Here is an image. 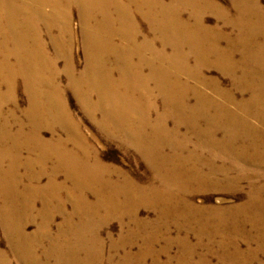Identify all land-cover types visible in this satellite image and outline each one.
<instances>
[{"label":"bare ground","instance_id":"obj_1","mask_svg":"<svg viewBox=\"0 0 264 264\" xmlns=\"http://www.w3.org/2000/svg\"><path fill=\"white\" fill-rule=\"evenodd\" d=\"M228 5L0 0V228L20 264H212L213 256L217 264H238L247 258L235 240L243 233L238 225L264 233V174L250 170L264 166V6L261 0ZM73 10L82 70L73 57ZM211 68L230 78V88L207 78ZM68 90L107 141L120 139L147 163L150 183L101 163L68 109ZM232 171L238 175L223 183L219 176ZM243 180L252 196L232 213L193 201L201 192H235ZM140 209L153 216L140 218ZM113 218L121 234L108 236L105 254L102 233ZM191 234L197 244H190ZM174 246L178 256L171 254ZM198 250L204 254L194 262ZM8 260L0 251V264Z\"/></svg>","mask_w":264,"mask_h":264},{"label":"rangeland","instance_id":"obj_2","mask_svg":"<svg viewBox=\"0 0 264 264\" xmlns=\"http://www.w3.org/2000/svg\"><path fill=\"white\" fill-rule=\"evenodd\" d=\"M221 6L223 7H229V0H216ZM262 5L264 6V0H261ZM138 19V17H137ZM140 19V18H139ZM144 34H147L150 36L151 34L148 33L147 30V24L143 20H139ZM207 22L209 25H214L215 24V18L213 16H208L206 18ZM72 30L76 33L75 38L73 41V57L74 61L76 64V67L78 70H82L83 66L85 64V59H84V54H83V49L80 43V37H79V19L78 15L75 10L72 11ZM227 32H231L230 29H227ZM234 33V32H233ZM152 37V35H151ZM224 45V44H223ZM159 48V45H157ZM194 64V58L191 57V65ZM62 65V64H60ZM215 68H211L209 70H205V74L208 79L210 80H218L224 88H230V78L228 76H222L218 72V70H214ZM61 82L64 85L65 81L63 78H61ZM66 102L68 105V109L70 113L73 115L75 120L81 125V130L84 136L87 138L88 143L90 146L96 151L99 160L101 159V163L105 165L108 168L115 169V170H120L125 173H128L130 177L135 179L136 181L140 182L141 184L146 185L147 183H150L152 181V172L149 169V166L147 163L137 154V152L122 144L120 139L118 140H111L107 141L105 136L102 134V132L98 129L97 125L95 122H93L90 118H88V115L85 114V112L81 109L79 102L77 101L76 97L71 91H66ZM241 96L238 95V98ZM17 98L19 100V105H20V110H23L26 106V98L21 91V89L17 92ZM6 111L8 110V107L5 109ZM18 116L22 119L21 114H18ZM254 124L258 125L256 121H253ZM257 127H260L259 125ZM262 130V133L264 134V128H259ZM42 136L46 139H49L51 137V134L49 131H44L42 133ZM91 142V143H90ZM94 146V147H93ZM99 153V154H98ZM218 165H225L228 164V160H226V163H220L217 162ZM240 164V163H239ZM235 164L237 165V169L241 168V164ZM226 165L225 168H230L231 166ZM51 164H49V167ZM243 167V166H242ZM244 168V167H243ZM253 168V169H252ZM259 173L264 174V166H255L252 165L250 170H255L257 169ZM249 172V169H246ZM250 171L251 174H253ZM24 172V171H21ZM238 175L236 172L232 171L231 174L227 173L225 175H220L223 179V183H227L229 177H234ZM45 180H43L42 184H45ZM63 180V177L61 176L60 181ZM240 188L236 190L235 192H225V191H206V192H201L198 194H195L193 197V201L197 205H202L205 208L208 209H216V208H222L228 211V213L234 212L235 209L241 208L245 204H248V197L250 198L252 195V191L250 189V183L247 180L240 181ZM261 183H264V178L261 179ZM250 191V192H249ZM263 198H264V193H263ZM247 201V203H246ZM37 210L41 209V205L38 203L36 206ZM153 214L151 212H148L144 209H140L139 211V217L144 219L146 217H152ZM243 222H244V217H240ZM115 220V221H114ZM246 220V219H245ZM238 221V222H239ZM61 222V218L58 216L55 219V224L53 225V233L56 231V226ZM250 224V225H249ZM238 225V223H237ZM239 228H242V235H237L235 240L237 242V246H239V249L241 252L247 253V258L243 260H238V264H264V233L261 235V231L257 230L256 228L253 229V225L251 223H247V225H238ZM252 226V227H251ZM1 227V224H0ZM105 228V227H104ZM102 228V229H104ZM107 230L103 231V239L105 240V248H104V253H108L107 251L109 250V237L113 238L114 240H117L121 234V228L119 227L118 220L113 218L108 222V226L106 227ZM105 230V229H104ZM36 231L35 225H30L27 228V233L33 234ZM174 234L172 236L176 235V232L173 231ZM108 238V239H107ZM189 242L191 245L197 244L198 240L194 236V234L190 235ZM235 242V243H236ZM162 244V245H161ZM157 245V248H161L163 246V243ZM139 243L136 244V246L133 248L132 252L136 253L139 249ZM177 245V244H175ZM0 251H4L7 253L8 256V261L9 264H20L12 255L11 252H8L7 248V240L2 234V229L0 228ZM252 253V256L248 255L249 253ZM41 252H38V255L42 256L43 254ZM179 247L174 246L172 250V256H178L179 254ZM204 254V251L198 250L197 253L195 254V257L192 258V261L197 262L198 259ZM243 254V253H241ZM198 256V257H197ZM211 259L212 264H217L218 259L216 256H213ZM116 264V263H113ZM147 264H150V261H148Z\"/></svg>","mask_w":264,"mask_h":264}]
</instances>
